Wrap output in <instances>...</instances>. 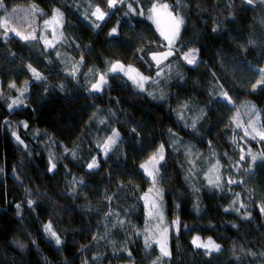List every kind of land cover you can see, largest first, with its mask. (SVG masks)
Listing matches in <instances>:
<instances>
[{"label": "trees", "instance_id": "obj_1", "mask_svg": "<svg viewBox=\"0 0 264 264\" xmlns=\"http://www.w3.org/2000/svg\"><path fill=\"white\" fill-rule=\"evenodd\" d=\"M161 1L185 21L176 56L156 66L149 53L159 33L127 12L125 2L100 22L92 11L108 12V0H3L0 24L11 7L34 9L39 21L58 10L63 38L49 49L39 37L23 41L0 27V264H264V214L256 208L264 201V161L242 165L239 174L254 198L246 200L238 186L222 191L189 184L187 164L170 138L175 132L202 152L213 147L220 159L231 156L228 141L242 101L257 109L264 129V85L257 84L264 68V3ZM188 48L198 52L193 67L180 60ZM78 59L72 75L67 67ZM112 62L152 77L144 92L122 77L101 93L84 87L85 73L100 74ZM13 101L22 103L10 108ZM186 103L203 115L195 131L179 115ZM82 111L91 118L68 149L45 122ZM114 132L117 142L102 151L103 139ZM250 144L264 153V140ZM159 145L166 149L157 179L163 213L169 225L179 223L169 232L168 256L145 241L151 182L140 166ZM94 159L98 167L89 170ZM196 236L220 250L206 254L192 243Z\"/></svg>", "mask_w": 264, "mask_h": 264}, {"label": "rangeland", "instance_id": "obj_2", "mask_svg": "<svg viewBox=\"0 0 264 264\" xmlns=\"http://www.w3.org/2000/svg\"><path fill=\"white\" fill-rule=\"evenodd\" d=\"M125 6L127 12H130L132 16L137 18H143L146 21L152 22L156 28V31L159 33V40L158 43H154L155 50H163L164 48H168V41L164 39V36L161 35V33H164L165 35H171L174 30V17L179 16L183 19L184 23V16L180 13L174 12L173 10H170L169 8L167 10H164L162 7H158L156 12L150 11L153 8V5H164L161 0H124ZM118 5V4H117ZM116 5V6H117ZM100 8L99 6H97ZM115 8V7H114ZM101 9V8H100ZM96 8L92 11L95 12ZM114 9H110L108 12L101 9V11L106 12L107 15L103 20L97 19L96 16L94 18L100 22L107 19V17L111 14V12ZM140 13H143V15H140ZM171 13V15H169ZM151 17V18H149ZM4 20L8 21L9 26V33L12 35H15V32H12L11 29L14 28L16 31L20 32L22 35H35L36 39L41 38L42 43L45 45V39L48 41H51L52 44H56V42L60 43L62 42V25H61V17H59V23H56L53 18H47L44 19V21H39V17L36 14V11L30 7H11V9L3 16V20L1 21V24ZM45 21H49L50 23L46 26ZM183 27V24L180 27V32ZM39 34V36H38ZM179 35L176 38L174 48L177 49V41L179 39ZM16 36V35H15ZM17 38H20L19 36H16ZM36 39H30L29 41H34ZM22 40V39H21ZM24 41V40H23ZM49 47V46H48ZM54 47V46H53ZM53 47H49L53 48ZM56 48V47H55ZM195 50V56L196 61H198V52L194 48H188L187 50L182 51L180 55V60L184 63L195 66V64H189L187 61L183 58L186 53H189L191 51ZM176 53V52H175ZM61 56V55H59ZM176 56V55H175ZM177 59V58H176ZM176 59L174 61H176ZM75 61V60H74ZM72 61V63L74 62ZM70 64L67 68L75 72H78L79 68H77V64H79V59L76 63ZM114 64L112 62L110 64V67L104 69L100 74L96 73L95 76L93 73H85L83 76L88 79V82L84 80L82 83L84 87L87 89H90L92 91V85L96 84L99 79V76H101L104 73H108L106 76L107 83L102 86L100 91L102 92L104 90H108L111 86V80L115 79L118 80L119 78H124L126 81H128L131 86L133 84L134 87H136L137 91L140 93L144 92V89L148 87V84L150 83L149 80L152 79V77L144 75V73L140 72L134 65H123L124 70L120 71L118 73H112L110 72V68ZM134 68L136 70L135 73H131V75L136 76V73H139L140 76L147 77L148 79L143 82V91L140 90V88L137 86V84L133 83L131 79H129L128 75H125V72L128 70V68ZM175 67V63L173 64H166L161 69H158L154 72V78H159L160 76L164 75V72H168L173 70ZM139 79V77H137ZM224 96V95H223ZM241 104L238 108V115L235 117V124H237V127L233 129L229 136V146H231V152L232 155H223L224 158L220 159V154L218 150H215L213 147H210L209 152H202L198 148L194 146L193 143H187L182 141L175 132L170 133L171 142L173 144L174 149L176 150L177 154L181 156L182 159L187 164V180L189 184H196L203 182L204 184L209 185V180L216 181L217 177L219 178L218 183L219 188L223 191L229 190V188L233 186H238L241 188V193H238V196L242 199H250L254 200L252 195V190L248 188L247 183L245 182V178H241V168L244 162H246L247 159H250L252 161V155L259 156L261 154L260 150H258L254 145H251L250 142L252 140L259 141L260 138L257 135L256 139H252L251 136L255 135L256 133L253 132L251 128H249V124H254L256 131H264V129L261 127L260 123V116L257 111L255 110L253 105L250 103V105H245L244 101L240 102ZM196 112V107L190 103H186L183 111H181L180 116L184 117V123L189 124L190 127L195 131L196 125L198 122L202 119L203 115L200 113L198 114H192ZM91 118V115L87 111H82L77 116L71 117L70 119H56V118H49L46 123V127L48 131L59 141L61 142L66 148L70 149L74 145L75 139L79 136L81 133V130L84 128V126L89 122V119ZM194 125V127H193ZM238 125H240L238 127ZM245 129H248L249 135H245ZM115 133V132H114ZM112 136V135H111ZM108 136L107 138L103 139V143L100 147V149L103 151L105 150L104 146L105 144H109L108 138L111 137ZM18 140L21 142L20 136L17 135ZM118 140V137L116 138V142ZM115 142V143H116ZM114 143V144H115ZM114 144H110V148L114 146ZM162 145H159L157 147V150L161 148ZM157 150L154 152L156 153ZM153 155V154H152ZM150 155L144 164H147L149 159L151 158ZM163 155L165 157L166 155V149L163 147ZM239 156V159H236V156ZM245 156L244 160H241V156ZM162 162V161H161ZM53 165V163L51 164ZM217 166V170L213 171V166ZM149 169L151 170V166L149 165ZM144 171V169H142ZM145 172V171H144ZM240 173V174H239ZM146 177L151 182L150 187L146 191L145 199L144 201L146 203V214L147 219L145 222V241L148 245L150 243H155L159 246L161 251V246L163 245L166 250H168V239H169V232L171 229L177 230L179 227V223H177L176 220L171 221V224L169 225L165 213H163V202H161L162 192L160 190L159 184H158V175L155 179V184L153 183V180L151 177ZM235 180L237 183H228L229 180ZM212 187V186H210ZM152 191H149V190ZM152 204H155L156 207L152 208L150 207ZM256 208L260 211V213L264 214V211L261 209L264 208V201L259 200L256 202ZM197 238V236L195 237ZM194 238V239H195ZM193 239V240H194ZM210 239L208 238H200L199 242L203 244H207ZM204 249V248H203ZM162 260H157L155 264H162Z\"/></svg>", "mask_w": 264, "mask_h": 264}, {"label": "snow or ice", "instance_id": "obj_3", "mask_svg": "<svg viewBox=\"0 0 264 264\" xmlns=\"http://www.w3.org/2000/svg\"><path fill=\"white\" fill-rule=\"evenodd\" d=\"M123 2H124V0H108V8L112 9L118 3H123ZM242 2H244V0H242ZM246 2L248 4H252L253 0H246ZM261 3H264V0H261ZM3 6H4L3 5V0H0V7H3ZM158 7H162L164 10H167L169 8V5L164 4V5L160 6V5L154 4L153 8L150 11L156 12ZM92 15L96 16L97 19H99V20H103L105 18V16L107 15V13L101 11V9L97 7L95 12L92 13ZM140 15H143V13H140ZM169 15H171V13H169ZM60 16H61V14L57 10L56 13H55V16L53 17V20L56 23H59V17ZM149 18H151V17H149ZM173 19H174V30H173L172 34L171 35H165L164 33H161V35L164 36V39L168 41V49L169 50L167 52L159 53V54L154 55L152 57V59L155 60L158 65L161 63L162 59H167L168 56L172 55L174 50L175 51H179L178 49H174V44H175L176 38L179 35L180 27L183 24V19L180 18L179 16H176ZM49 23H50L49 21H45V25L46 26ZM0 27L4 28V34L7 35L8 32H9L8 21L4 20L3 23L0 24ZM97 27H99V25H97ZM11 31L15 32L16 36H19L20 39L25 40V41L30 40V39H36L35 35H32V34H29L27 36L26 35H22L20 32L16 31V29H14V28H12ZM116 31L117 30L114 28L109 35L110 36L115 35ZM45 44L47 46H49V47H53L54 46L52 44V42L48 41L47 39H45ZM183 58L189 64H195L197 62L196 61V56H195V50H193V51H191L189 53H186ZM123 70H124V66L117 63V64H113L109 71L112 72V73H118V72L123 71ZM31 71L33 72L34 77L37 80L42 79L41 75L38 72H36L35 69H31ZM135 72H136V70L134 68L129 67L128 70L125 72V75H128L129 79H131L133 81V83L137 84V86L140 88V90L143 91V82L146 81L148 78L140 76L139 73H136V76L131 75V73H135ZM259 72L261 74V79L259 81H257V84L264 85V68L259 69ZM72 75H74V73H72ZM107 75H108V73L102 74L100 76L99 81L96 84L92 85V90L93 91H100L101 90L102 86H104L107 83V80H106V76ZM137 77H139V79H137ZM10 87H15V85H10ZM255 87H256V85H253L254 89H255ZM223 95H224V99L227 100L228 103H232V100L230 99V97H228L227 93H224ZM17 103H22V101H13V104L9 105V107L11 108V107H13V105H16ZM239 126L240 125H238V127ZM193 127H194V125H193ZM249 128H251L253 130V132L256 133L255 135L251 136L252 139H256V136L258 135L261 140H264V131H256V128H255L254 124H249ZM133 131H135V130H133ZM249 134L250 133H249L248 129H245V135L248 136ZM14 135H15V133H14ZM118 135H119L118 133H113V135L108 138L110 143L109 144H105V146H104L105 152H107L108 148L110 147V144H114L116 142V138L118 137ZM17 139H19V138H17ZM251 158H252V162L253 163H255L257 160L264 161V153H261L259 156L252 155ZM240 159L244 160L245 156L242 155L240 157ZM163 160H164L163 146H161V148L159 150H157L156 153H153V155L151 156V158L149 159L147 164H142L140 166L142 169H144V171L147 174V176L152 178L154 184H155L156 176L159 173V167L158 166L161 164V161H163ZM149 165L151 166V170L149 169ZM87 167H88L89 170L94 169V168L98 167V163L94 159L93 162L88 164ZM54 168H55V164H53L52 167L49 168L48 170L52 171ZM212 170L213 171L217 170V166L214 165ZM218 180H219L218 177H217L216 181L209 180V185L212 186V187H219ZM228 183H237V181L230 179L228 181ZM149 191H152V190L150 189ZM146 198L147 197H145V199ZM234 203H235V201H234ZM150 207L154 208V207H156V205L152 204ZM261 210L264 211V208H262ZM226 211H227V209H226ZM46 231L50 232L53 237L56 236V233L51 231V227L50 226H46ZM56 243L58 245L61 243L58 237L56 238ZM192 243L197 248H205L206 249V254H208V253H210L212 251H219L220 250V246L215 244V243H213L211 240H209L207 244H203V243L199 242V237H197V238H195L193 240ZM146 246H150V245L146 244ZM161 253H162L163 256H168L169 255L168 251L166 250V248L163 245L161 246Z\"/></svg>", "mask_w": 264, "mask_h": 264}, {"label": "water", "instance_id": "obj_4", "mask_svg": "<svg viewBox=\"0 0 264 264\" xmlns=\"http://www.w3.org/2000/svg\"><path fill=\"white\" fill-rule=\"evenodd\" d=\"M174 49H175V48H174ZM168 50H169V49L166 48V49H163V50H154V51H152L151 53H149V59H150V61L152 62V64H155L156 66H160V65H163L164 62H166V61H168V60L174 58V56L176 55L175 50L173 51V54H172V55L168 56L167 59H162V60H161V63H160L159 65L156 63L155 60L152 59V57H153L154 55H157V54H159V53L167 52ZM158 58H159V57H158ZM116 64H117V63H116ZM118 64H120V63H118ZM120 65H121V64H120ZM99 79H100V78H99Z\"/></svg>", "mask_w": 264, "mask_h": 264}, {"label": "bare ground", "instance_id": "obj_5", "mask_svg": "<svg viewBox=\"0 0 264 264\" xmlns=\"http://www.w3.org/2000/svg\"><path fill=\"white\" fill-rule=\"evenodd\" d=\"M160 66H162V65H160Z\"/></svg>", "mask_w": 264, "mask_h": 264}]
</instances>
